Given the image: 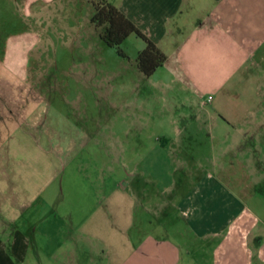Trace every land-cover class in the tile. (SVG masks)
I'll use <instances>...</instances> for the list:
<instances>
[{"label": "crops", "instance_id": "1", "mask_svg": "<svg viewBox=\"0 0 264 264\" xmlns=\"http://www.w3.org/2000/svg\"><path fill=\"white\" fill-rule=\"evenodd\" d=\"M10 1L38 23L47 17L72 32L98 33L88 0ZM107 1L166 55L152 75L159 87L193 96L198 114L161 119L169 129L158 131L151 154L132 172L151 189L130 187L123 178L108 182L107 167L98 162L89 168L95 175L89 184L70 182L75 197L67 199L63 188L50 199L46 194L71 170L56 152L79 143L85 129L54 108L50 117L40 114L33 130L23 129L44 104L11 123L5 106L19 86L12 92L0 75L9 84L0 91V264H264L263 156L259 151L252 160L256 150L249 148L252 129L264 120V0ZM34 38L13 39L4 54L18 78L27 76ZM196 123L207 133H197ZM216 143L235 165L213 160L215 169L205 172L202 159H218V152L204 148L216 151ZM170 145L179 152L173 160ZM114 147L122 159V147ZM49 207L52 214L44 211Z\"/></svg>", "mask_w": 264, "mask_h": 264}, {"label": "rangeland", "instance_id": "2", "mask_svg": "<svg viewBox=\"0 0 264 264\" xmlns=\"http://www.w3.org/2000/svg\"><path fill=\"white\" fill-rule=\"evenodd\" d=\"M79 10L81 14V6ZM24 15L14 1L0 0V75L6 74L11 83V91L19 86L20 93L17 94L16 89L14 94L8 96L11 103L5 106V119L13 123L28 115L38 104H44L41 112L38 111L23 129L30 131L36 127L34 123L40 125V114L44 113L45 118L50 117L52 108L59 117L82 125L85 129L84 137L79 143L70 149H59L56 152L64 166L73 169V172L68 170L64 183L59 177L58 183L46 196L52 195L49 197L51 199L53 194H59L64 188L67 199L68 194L75 197L77 189H73L70 182L75 179L74 182L79 184H89L95 176L89 168L98 162L107 167L108 182L123 178L130 187L132 184H138L141 189H151L152 185L146 178L132 172L138 162L143 160L141 157L151 154L153 138L158 131L161 128L169 129L168 126L159 125L163 123L162 120L179 117L193 120V117L197 116L198 107L195 106L193 96L179 93L176 89L164 91L157 82L158 75L150 78L142 76L134 65L137 50L143 44L136 36H131L122 44V50L128 58L125 59L113 48L108 47L92 27H82L72 32L61 25L50 24L47 17L38 23L36 17L25 18ZM25 34L35 38L26 50L24 64L27 76L18 78L4 65L3 57L11 41ZM8 85L0 82V91ZM18 97H24V102L16 101ZM2 102L0 100V104ZM263 122L264 120L262 125L252 129L249 145L251 150H256L255 153L251 152L252 160L259 159V151L261 152L262 165L264 139H259L264 138ZM198 124L196 123L193 129L196 132L198 130L197 133L206 134L208 128L204 126L199 130L201 126ZM115 145L122 147V159H119V152L115 153ZM215 145L216 151L212 148L208 150L206 146L204 148L205 152H218V159L211 158V155L202 159L205 172H213V160L220 166L235 165L230 155L218 149L220 144ZM172 147L170 145L167 152L173 160L179 152ZM253 155L257 157L253 158ZM120 164H123V176L120 173ZM171 166L173 172L176 171L175 167L178 168L174 164ZM110 168H114L115 172H111ZM181 176L178 174L176 179ZM169 180L173 181L174 178L170 176ZM153 192L155 190L150 191V194ZM93 193L92 191L89 194V198L93 197ZM1 195L0 191V199ZM53 208L49 207L44 211L50 210L52 214Z\"/></svg>", "mask_w": 264, "mask_h": 264}, {"label": "trees", "instance_id": "3", "mask_svg": "<svg viewBox=\"0 0 264 264\" xmlns=\"http://www.w3.org/2000/svg\"><path fill=\"white\" fill-rule=\"evenodd\" d=\"M88 2L93 8L92 26L98 31L100 39L120 57L127 58L122 44L130 36H136L144 42L145 47L136 58V67L145 77H151L166 63V55L114 5L107 0Z\"/></svg>", "mask_w": 264, "mask_h": 264}, {"label": "built area", "instance_id": "4", "mask_svg": "<svg viewBox=\"0 0 264 264\" xmlns=\"http://www.w3.org/2000/svg\"><path fill=\"white\" fill-rule=\"evenodd\" d=\"M211 99V97H209V100Z\"/></svg>", "mask_w": 264, "mask_h": 264}]
</instances>
